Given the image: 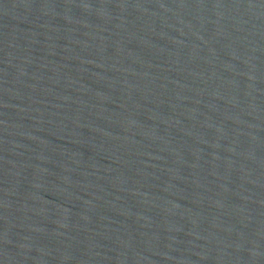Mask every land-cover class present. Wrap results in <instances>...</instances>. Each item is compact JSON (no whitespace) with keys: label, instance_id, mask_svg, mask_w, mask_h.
<instances>
[{"label":"water","instance_id":"1","mask_svg":"<svg viewBox=\"0 0 264 264\" xmlns=\"http://www.w3.org/2000/svg\"><path fill=\"white\" fill-rule=\"evenodd\" d=\"M0 264H264V0H0Z\"/></svg>","mask_w":264,"mask_h":264}]
</instances>
